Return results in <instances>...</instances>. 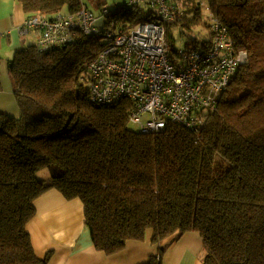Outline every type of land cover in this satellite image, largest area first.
<instances>
[{
  "label": "trees",
  "instance_id": "trees-1",
  "mask_svg": "<svg viewBox=\"0 0 264 264\" xmlns=\"http://www.w3.org/2000/svg\"><path fill=\"white\" fill-rule=\"evenodd\" d=\"M17 1L26 20L88 8L83 0ZM171 6L172 59L184 52L173 49L170 25L187 12L195 21L205 16L206 29L210 13L219 17L248 53L216 106L193 113L203 120L194 128L169 121L161 132L143 133L130 126L132 99H91L88 64L108 45L102 32L77 31L72 43L42 49L31 29L36 42L15 50L9 64L19 111L0 112V264H49L52 252L37 255L27 226L37 200L53 189L82 201L93 244L106 253L143 240L149 229L159 245L197 232L204 264H264V0ZM101 13L107 28L154 18L149 7L128 2ZM208 32L205 40L195 36L193 49L210 46ZM43 170L48 178L39 177ZM163 254L160 248L142 264H163Z\"/></svg>",
  "mask_w": 264,
  "mask_h": 264
},
{
  "label": "built area",
  "instance_id": "built-area-1",
  "mask_svg": "<svg viewBox=\"0 0 264 264\" xmlns=\"http://www.w3.org/2000/svg\"><path fill=\"white\" fill-rule=\"evenodd\" d=\"M127 2L130 6L149 7L154 18L133 27L114 22V27L102 31L108 45L88 64L91 99L104 105L132 99L135 104L129 119L143 133L161 132L169 121L197 127L203 120L193 113L216 106L219 95L247 61V51L237 49L228 27L210 13V46H200L172 59L167 25L175 21L176 15L171 0ZM96 19L85 7L71 15L59 14L53 20L32 17L19 32H40L38 45L42 49L61 47L72 43L77 31L100 33Z\"/></svg>",
  "mask_w": 264,
  "mask_h": 264
},
{
  "label": "crops",
  "instance_id": "crops-1",
  "mask_svg": "<svg viewBox=\"0 0 264 264\" xmlns=\"http://www.w3.org/2000/svg\"><path fill=\"white\" fill-rule=\"evenodd\" d=\"M0 1L1 65L4 59L5 64L11 60L16 49L30 44L31 39L36 42L38 36L20 34L19 28L27 16L19 1ZM1 92L0 112L17 114L16 101ZM36 207L37 213L27 228L39 257L52 252L49 264H142L160 248L164 249L163 264H204L203 238L197 232L177 233L159 245L153 241V230L149 229L143 240H129L122 250L106 253L93 244L80 199L67 200L53 189L37 200Z\"/></svg>",
  "mask_w": 264,
  "mask_h": 264
},
{
  "label": "rangeland",
  "instance_id": "rangeland-1",
  "mask_svg": "<svg viewBox=\"0 0 264 264\" xmlns=\"http://www.w3.org/2000/svg\"><path fill=\"white\" fill-rule=\"evenodd\" d=\"M86 6L90 10H92L97 19H96V27L99 30V32H102L104 29L108 30L110 27H106L105 25V16L101 13V10L103 7L109 9V10H115L116 8L120 7L121 5H124L127 3V0H83ZM199 1V0H197ZM65 13H68V10L65 9ZM203 17V18H202ZM201 20H194L195 16L194 13L190 14L187 12L185 14V19L181 23L178 24H171L170 27L172 29L173 34V49L179 50L181 52H184L186 54H189V52L193 49V44L195 41V36L201 38L202 40H205L208 38V31L209 29H206L204 27L203 20L205 21V16H202ZM101 35H103L101 33ZM102 37V36H101ZM103 38V37H102ZM31 42H34V39H31ZM29 44V43H28ZM14 54L12 55L11 59L13 58ZM5 59L1 61L0 65V79L2 80L3 85V91L1 93H4L5 95L8 94L12 98L13 101H16V97L14 94V83L13 79L10 73V64ZM17 105V102H16ZM18 106V105H17ZM19 111V108H18ZM132 122H130V126L133 129H138L136 125ZM40 178H48L49 172L47 170H43L39 173Z\"/></svg>",
  "mask_w": 264,
  "mask_h": 264
}]
</instances>
